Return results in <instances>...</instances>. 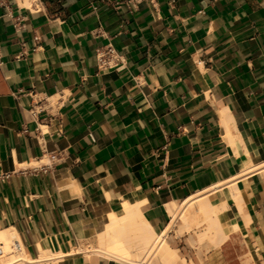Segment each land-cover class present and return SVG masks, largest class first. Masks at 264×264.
<instances>
[{
	"label": "crops",
	"instance_id": "1",
	"mask_svg": "<svg viewBox=\"0 0 264 264\" xmlns=\"http://www.w3.org/2000/svg\"><path fill=\"white\" fill-rule=\"evenodd\" d=\"M0 171V233L60 254L37 264H115L78 252L108 250L107 208L162 235L168 204L240 175L218 221L244 230L195 264H264V0H0Z\"/></svg>",
	"mask_w": 264,
	"mask_h": 264
},
{
	"label": "bare ground",
	"instance_id": "2",
	"mask_svg": "<svg viewBox=\"0 0 264 264\" xmlns=\"http://www.w3.org/2000/svg\"><path fill=\"white\" fill-rule=\"evenodd\" d=\"M29 1L30 0H25V3L27 4ZM224 124L226 126L227 122H224ZM253 170L254 171L257 170V167L253 168L250 172H252ZM240 179H241L240 175L239 176L237 175V177L235 178L229 179L220 184H216L208 188L207 190L201 192V194L199 193L198 195L185 200L180 205L177 203L168 204L167 208L172 216L171 226L177 221L178 218H181L183 220L182 222H184V228L188 230H191L195 227H200L205 223H207L208 224V226L206 227L207 233L204 234L198 233L199 234L197 236L198 241H202L204 238L208 237L209 235L208 232L209 233L213 232V237L215 238V240L221 242L222 240L227 238L230 232L244 230L239 220L236 218H231V220L228 221L226 224H221L218 221L219 212L224 210L228 206L225 195L226 190H229L228 191L229 194L231 192V194L233 195L232 199L238 204L240 211L241 212L243 211L242 201L245 199L244 198L245 195L243 188H241L242 186L240 185ZM214 193H216L217 196L216 198L212 199L211 195ZM139 204L140 203L130 204L126 201L119 207L118 210L107 208L105 214L99 219L100 220L99 230L104 229L108 239V250L106 249L107 251L104 252L108 256L117 257L118 255H116V253L121 252L122 246L128 247L130 245V237L132 234L136 236V238L143 244L142 246L144 247V249L147 251L146 248L150 247L151 244L156 242L158 238L160 239L164 237V235L167 233L168 230L162 233V235H159L151 227V225L145 220V218L141 214V211L139 209ZM0 246H1L0 248L4 250V252L2 251V253H4L2 254V257L4 256L5 258H7V261L5 260V262H7L6 264H24L23 262L25 261L30 264H37L40 262L49 261L53 256H60V254L57 253L55 254L52 253L51 251L44 250L42 248L39 259L38 258L37 260L29 259L25 255L23 245L21 244L18 234L14 229H11L9 231L8 236L4 235L3 233H0ZM166 249H168V247ZM122 258L124 260L125 257H121L120 259Z\"/></svg>",
	"mask_w": 264,
	"mask_h": 264
},
{
	"label": "rangeland",
	"instance_id": "3",
	"mask_svg": "<svg viewBox=\"0 0 264 264\" xmlns=\"http://www.w3.org/2000/svg\"><path fill=\"white\" fill-rule=\"evenodd\" d=\"M216 196L217 194L214 193L211 195V198H216ZM207 226L208 224L205 223L199 228L188 230L184 228V226L182 225V222L178 220L176 224H174V226L170 229V231L166 233L164 237H162L163 240L162 238H160L161 240L158 238L156 242L151 244L150 247L148 248L145 247L147 251L144 249V247L142 248L143 250L140 248L141 245L139 242L137 243V241H133L130 247L131 251L128 255L126 254L124 255L125 256L124 260L123 258L122 259L113 258L111 256H108L98 251L104 248V246L100 242L99 233L95 234L96 236L94 239L95 241L94 244L93 243L92 244L83 243L81 248L78 250V252H83L87 255L94 254V255L102 256L103 258H106L109 261L115 262V264H137V263L144 264V262L145 264H195V260L193 256V253L195 251L197 252L195 257L197 258V260L200 261L201 256L203 254L209 251L210 248H213V246H217L215 243V240L212 237H207L203 241L197 240L198 233L204 231ZM156 232H160V230H156ZM160 241L161 242L163 241V242L161 243ZM167 247L168 249H166ZM1 249L2 248H0V264L2 263L6 264L7 262H5V260L7 261V258H5L4 256L2 257V254H4L2 253V251L4 252V250L3 249L1 250ZM237 252H238L237 255L239 256V260H241L242 264H254L255 263L256 256L253 252L249 250L244 251L243 249H238ZM176 253L179 255V257H177ZM129 257L132 259H130ZM23 263L30 264L26 261Z\"/></svg>",
	"mask_w": 264,
	"mask_h": 264
},
{
	"label": "built area",
	"instance_id": "4",
	"mask_svg": "<svg viewBox=\"0 0 264 264\" xmlns=\"http://www.w3.org/2000/svg\"><path fill=\"white\" fill-rule=\"evenodd\" d=\"M114 53V50L112 47H108L107 50L105 51H98L97 52V59L100 63L104 62V60L109 57L110 55H112ZM56 158L55 155L51 156L50 160H54ZM51 164H45L44 166H42V170L43 171H47L50 168ZM13 174V172H2L0 171V181H5L7 179H9L11 177V175Z\"/></svg>",
	"mask_w": 264,
	"mask_h": 264
}]
</instances>
